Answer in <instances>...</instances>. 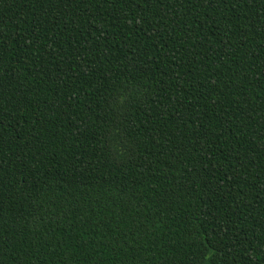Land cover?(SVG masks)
<instances>
[{
	"label": "trees",
	"instance_id": "trees-1",
	"mask_svg": "<svg viewBox=\"0 0 264 264\" xmlns=\"http://www.w3.org/2000/svg\"><path fill=\"white\" fill-rule=\"evenodd\" d=\"M0 264H264V0H0Z\"/></svg>",
	"mask_w": 264,
	"mask_h": 264
}]
</instances>
